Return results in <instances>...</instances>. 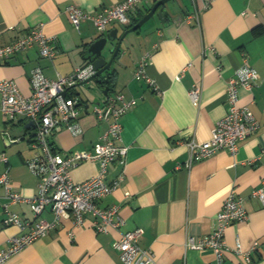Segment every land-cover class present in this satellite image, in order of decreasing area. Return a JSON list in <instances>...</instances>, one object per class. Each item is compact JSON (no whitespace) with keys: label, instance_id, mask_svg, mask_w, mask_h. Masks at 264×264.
Returning <instances> with one entry per match:
<instances>
[{"label":"crops","instance_id":"crops-1","mask_svg":"<svg viewBox=\"0 0 264 264\" xmlns=\"http://www.w3.org/2000/svg\"><path fill=\"white\" fill-rule=\"evenodd\" d=\"M121 1L0 0V46L29 28L41 26L55 47L52 58L41 57L36 47L11 56L0 64V81L13 80L20 93L28 96L32 69L39 67L43 75L54 78L83 66L87 46L111 30L118 29L120 36L128 28L110 23L100 33L88 20L75 28L66 6L74 4L97 14ZM157 1L140 5L131 18L143 16ZM205 1L172 0L157 10L164 9L162 18L155 14L127 33L107 71L108 95L102 94L96 82L85 84L92 87L86 99L76 96L78 87L71 89L73 97L82 101L78 106L82 135L74 137L61 127L50 136L51 147L57 152L93 151L107 125L97 122L92 106L116 93L136 101L121 119L117 145L127 147L124 163H111L106 175L107 183L120 172L123 180L98 202L99 207H118L123 225L101 233L90 214L79 227L71 219H63L2 264H124L111 244L123 232L133 230H140L137 244L152 251L154 264H214L211 250L187 248L185 243L188 237L198 240L211 232L215 216L230 193L241 200L248 218L225 229L223 263L264 264V203L253 195L260 188L264 190V0H211L202 9ZM115 43H109L102 52L106 60L110 58L108 49ZM244 59L258 78L251 90H240V103L249 106L259 123L258 131L240 141L234 155L221 150L188 169L178 167L188 158L185 142L191 138L209 140L215 123L225 116L226 84ZM141 60L147 63L145 74L154 81L156 91L144 80L134 79ZM178 75L180 79H176ZM102 77L105 79L104 74ZM193 85L201 89L197 107L187 94ZM27 124L21 118L5 121L0 112V153L7 157L6 163H0V174L8 170L13 190L32 198L37 180L26 167V160L35 153ZM3 133L9 134L11 144L5 145ZM98 168L95 161L82 162L70 170V177L82 182L95 176ZM4 203L0 185V250L10 236L19 233L15 226L3 224ZM8 211L23 220H34L27 202L10 204ZM37 220H52L48 208ZM236 241L249 254L250 263L233 251Z\"/></svg>","mask_w":264,"mask_h":264},{"label":"built area","instance_id":"built-area-1","mask_svg":"<svg viewBox=\"0 0 264 264\" xmlns=\"http://www.w3.org/2000/svg\"><path fill=\"white\" fill-rule=\"evenodd\" d=\"M147 1L149 0H123L110 8H103L97 14L86 12L77 5L68 4L65 12L75 28H78L80 22L88 20L100 33H104L110 23L120 27L127 26L132 14ZM210 2L211 0L205 1L202 9H206ZM195 19L198 21V12L195 13ZM52 40V37L43 33L41 26L29 28L9 43L0 46V64L16 53L32 47L37 48L41 57L52 58L55 55ZM146 64L145 60L140 61L134 72V79L144 80L152 90L156 91L154 81L145 74ZM93 73L92 66L87 63L73 69L65 76L56 75L54 78H48L42 74L39 67H36L31 71L29 80L31 91L28 96L20 93L13 80L0 81V112L4 120L12 122L21 118L31 123L30 146L35 153L26 160V167L37 180L36 194L32 198H25L13 190L8 170L0 174V185L4 189L5 198L3 224L13 225L19 231L17 235L10 236L0 250V264L22 251L63 219H71L79 227L84 224L85 216L90 214L94 218L96 231L101 233H106L108 228L116 230L124 223L118 207H99L98 202L118 188L123 180L122 172L110 183L106 182V175L111 163L118 162L120 165L124 163L127 147L117 145L122 131L121 119L136 101H127L121 93H116L104 103L92 106L97 122H105L107 125L93 145V151L57 152L52 149L50 143V136L56 128L63 127L74 137L82 135L83 130L78 123L79 101L75 97L63 96L62 93L67 92L75 84L87 80ZM180 77L181 75H178L176 79ZM257 78L255 69L247 59H244L242 65L235 70L233 77L227 81L225 116L215 123L209 140L198 142L191 138L185 142L188 158L178 167L188 169L194 163L207 159L221 150L234 155L240 141L256 134L259 123L249 106L240 103L239 93L242 89L251 90ZM187 94L191 104L197 107L201 89L193 85ZM86 161H95L99 167L98 172L85 181L74 182L70 177V170ZM6 162L7 157L1 152L0 163ZM253 195L264 203L262 188L254 191ZM19 202L30 204L34 216L32 222L8 211L10 204ZM46 208L50 211L52 220L50 222L37 220ZM247 218L241 200L230 193L215 216L211 232L198 240L188 237L185 246L195 250L209 249L213 253L214 264H224L225 229L230 224L245 222ZM139 234L140 230L126 231L112 242L113 249L118 252L124 264H154L152 251L138 246ZM233 251L246 263L251 262L249 254L241 250L239 241H236Z\"/></svg>","mask_w":264,"mask_h":264},{"label":"water","instance_id":"water-1","mask_svg":"<svg viewBox=\"0 0 264 264\" xmlns=\"http://www.w3.org/2000/svg\"><path fill=\"white\" fill-rule=\"evenodd\" d=\"M170 1L172 0H158L150 7L148 12H146L142 17H140V19L132 27L124 30V32L120 36H118L117 34L118 29L111 30L107 32L105 35L99 37L97 40H95L89 46L85 48L82 59L86 63L92 66V70L94 73L87 80L83 82H79L74 85V87L79 88V91L76 93L77 97L86 99L87 92H89L92 87L91 86L85 87V84L95 82L94 81L95 78L102 76L103 74L105 76L104 81H105L106 86L103 88L102 94L105 96L108 95V91H109L108 85H109L110 74L107 71L110 69L112 62L114 61V59L117 57V55L120 52L123 38L125 37L127 33L133 32L137 30L138 28H140L145 22L151 19L155 14H157L159 18H162V16H164V9L160 11H157V10L160 7H164ZM115 41L116 43L112 45L110 49L108 50L110 54V58L106 60L105 57L102 55V52L104 51V49L107 47L109 43L112 44ZM62 95L65 96L66 92H63ZM81 104H82V101L78 103V106H80ZM30 126H31V123H28L27 127H30ZM2 138H3L5 145H9L12 143L8 133H3Z\"/></svg>","mask_w":264,"mask_h":264},{"label":"trees","instance_id":"trees-1","mask_svg":"<svg viewBox=\"0 0 264 264\" xmlns=\"http://www.w3.org/2000/svg\"><path fill=\"white\" fill-rule=\"evenodd\" d=\"M140 17H142V15L141 14H138L136 17L130 18L129 24L127 26H125V27H122V28H129V27H131L132 25H134L140 19ZM85 64H87V63L85 62L84 65ZM109 80H110V77H109ZM94 81L98 84V87H100L101 89H103L106 86L105 81H104V78L102 76H99V77L95 78ZM72 88H69L67 90V92H66V95L68 97H73V92H71V89Z\"/></svg>","mask_w":264,"mask_h":264},{"label":"rangeland","instance_id":"rangeland-1","mask_svg":"<svg viewBox=\"0 0 264 264\" xmlns=\"http://www.w3.org/2000/svg\"><path fill=\"white\" fill-rule=\"evenodd\" d=\"M109 49H110V48H109ZM109 49H108V50H109Z\"/></svg>","mask_w":264,"mask_h":264}]
</instances>
